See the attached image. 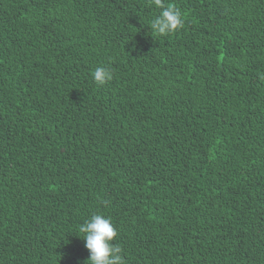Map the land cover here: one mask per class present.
Returning <instances> with one entry per match:
<instances>
[{
    "label": "trees",
    "instance_id": "16d2710c",
    "mask_svg": "<svg viewBox=\"0 0 264 264\" xmlns=\"http://www.w3.org/2000/svg\"><path fill=\"white\" fill-rule=\"evenodd\" d=\"M0 264H264V0H0Z\"/></svg>",
    "mask_w": 264,
    "mask_h": 264
}]
</instances>
